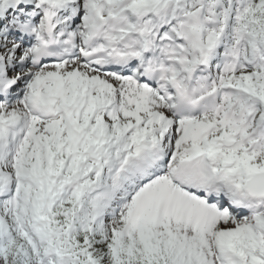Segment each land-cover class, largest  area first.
Returning <instances> with one entry per match:
<instances>
[{
	"label": "snow or ice",
	"instance_id": "6c2138e0",
	"mask_svg": "<svg viewBox=\"0 0 264 264\" xmlns=\"http://www.w3.org/2000/svg\"><path fill=\"white\" fill-rule=\"evenodd\" d=\"M0 264H264V0H0Z\"/></svg>",
	"mask_w": 264,
	"mask_h": 264
}]
</instances>
